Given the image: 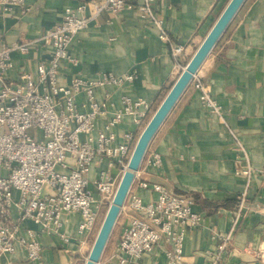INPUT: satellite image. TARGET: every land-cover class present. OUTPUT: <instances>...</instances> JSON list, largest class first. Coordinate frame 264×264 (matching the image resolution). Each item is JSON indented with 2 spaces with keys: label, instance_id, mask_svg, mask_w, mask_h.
Listing matches in <instances>:
<instances>
[{
  "label": "crops",
  "instance_id": "obj_1",
  "mask_svg": "<svg viewBox=\"0 0 264 264\" xmlns=\"http://www.w3.org/2000/svg\"><path fill=\"white\" fill-rule=\"evenodd\" d=\"M125 1L132 5L143 2ZM228 1L156 0L155 8L165 28L186 46L183 67ZM78 2L25 0L28 12L17 6L6 10L0 3V42L38 40L61 23L65 7ZM70 55L78 64L65 60L59 63V81L64 85L78 75L95 79L101 73L118 77L135 73L130 84L96 90L97 98L107 99L112 110L119 109L122 97L127 96L144 98L152 103L155 112L183 71L175 65L157 31L131 10L102 13L75 37ZM51 57L52 50L41 44L32 45L27 55L14 54L15 69L10 80L18 83L22 73L36 74L38 65ZM196 75L151 141L131 190L152 202L157 194L142 189L140 183L162 184L171 194L192 200L194 211L202 215L203 221L187 234L182 264H211L221 237L233 228V238L221 264H264V0L245 1ZM197 83L203 84L216 101L220 114L203 105ZM102 127L101 122L99 128ZM142 131L126 119L116 129L117 140L121 142L126 133L138 136ZM156 155L160 164L156 163ZM237 159L241 165L250 163L255 171L248 208L241 215L236 211V202L246 179L235 174ZM102 171L120 175L108 159H100L93 165L89 179H97ZM90 188L99 198L93 184ZM18 216L14 209L11 222ZM128 218L119 216L99 264H119L116 254ZM79 221L78 214L67 215L64 231L76 237ZM21 229H32L40 235L41 261H30L25 251H17L2 257L0 264H79L92 242L91 238L89 244L81 246L75 239L72 244H63L55 236L41 234L31 221H25ZM166 249L168 245L163 242L136 264H166Z\"/></svg>",
  "mask_w": 264,
  "mask_h": 264
},
{
  "label": "built area",
  "instance_id": "obj_2",
  "mask_svg": "<svg viewBox=\"0 0 264 264\" xmlns=\"http://www.w3.org/2000/svg\"><path fill=\"white\" fill-rule=\"evenodd\" d=\"M155 2L143 0L132 5L125 0H79L74 6L65 7L61 23L45 31L38 40L0 42V261L17 251H25L30 261H41L40 235L32 229L22 231L25 221L38 226L41 234L55 236L66 245L78 239L85 246L95 238L101 208L111 204L119 177L140 136L126 133L118 142L116 129L130 119L142 131L154 114L153 105L144 98L124 96L120 108L112 110L107 99L97 98V89L123 87L135 80V73L121 77L101 73L95 79L78 75L64 85L59 81V63L65 60L78 64L70 55V46L102 13L131 10L157 31L175 65L184 70L181 59L186 46L171 37L157 14ZM0 3L6 10L17 6L29 11L25 0H0ZM34 44L50 48L51 59L40 63L36 74L24 72L18 83L11 81L10 74L15 69L13 55H27ZM197 87L203 105L220 114V107L203 84L197 83ZM101 122L103 127L99 128ZM233 137L243 150L238 137L235 134ZM100 159H108L111 167L120 170V175L102 171L91 181L89 174ZM156 163H161L158 155ZM241 163L236 160L235 174L246 179V186L237 197L238 215L248 208L255 175L250 163ZM140 187L155 192L157 198L146 202L130 190L120 213L129 218L118 244L119 264H136L163 242L168 245L166 264H182L187 234L199 227L202 215L194 211L190 198L173 195L162 184L141 182ZM14 209L19 216L11 222ZM69 214L80 217L76 227L78 238L64 231L65 217ZM234 230L221 237L222 243L211 264H221Z\"/></svg>",
  "mask_w": 264,
  "mask_h": 264
},
{
  "label": "water",
  "instance_id": "obj_3",
  "mask_svg": "<svg viewBox=\"0 0 264 264\" xmlns=\"http://www.w3.org/2000/svg\"><path fill=\"white\" fill-rule=\"evenodd\" d=\"M246 0H230L167 96L141 132L85 264H99L148 147Z\"/></svg>",
  "mask_w": 264,
  "mask_h": 264
},
{
  "label": "rangeland",
  "instance_id": "obj_4",
  "mask_svg": "<svg viewBox=\"0 0 264 264\" xmlns=\"http://www.w3.org/2000/svg\"><path fill=\"white\" fill-rule=\"evenodd\" d=\"M229 1H230V0H229ZM229 1H228V2H229ZM227 4H228V3H227ZM185 67H186V66H185ZM181 73H182V71H181ZM181 73H180V74H181ZM179 76H180V75H179ZM138 138H139V137H138ZM123 174H124V172L121 173V175H120V177H119V181L121 180ZM109 207H110V204H107V205H104L103 208H101V213H100L99 222H98V225H97V232H96L95 238H94V239L92 240V242L90 243L88 250L85 251V253H84V255H83V257H82V259H81V261H80L79 264H85V263H86V261H87V259H88V256H89V253H90V251H91V248H92V246H93V244H94V241H95V239H96V236H97V234H98V232H99V230H100V227H101V225H102V223H103V221H104V218H105V216H106V214H107V212H108V210H109ZM115 230H116V226H115ZM109 242H110V241H109ZM107 246H108V245H107Z\"/></svg>",
  "mask_w": 264,
  "mask_h": 264
},
{
  "label": "bare ground",
  "instance_id": "obj_5",
  "mask_svg": "<svg viewBox=\"0 0 264 264\" xmlns=\"http://www.w3.org/2000/svg\"><path fill=\"white\" fill-rule=\"evenodd\" d=\"M126 170H128V168H127V167L125 168V171H126Z\"/></svg>",
  "mask_w": 264,
  "mask_h": 264
}]
</instances>
